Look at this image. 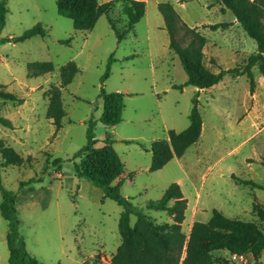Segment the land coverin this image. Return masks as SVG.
Segmentation results:
<instances>
[{
    "label": "rangeland",
    "instance_id": "1",
    "mask_svg": "<svg viewBox=\"0 0 264 264\" xmlns=\"http://www.w3.org/2000/svg\"><path fill=\"white\" fill-rule=\"evenodd\" d=\"M140 1L146 2L145 16L120 43L108 17L115 20L120 31L124 30L127 18L123 0H115L113 10L101 16L90 31L75 30L72 20L58 14L55 0L7 2L1 37H18L37 25L48 32L46 38L0 43V91L25 100L20 106L0 100V115L14 127L0 125V140L10 143L23 157L32 158L21 167L2 169V183L17 197L20 236L40 264H111L121 243L122 208L104 198L100 188L74 174L72 157L87 143L89 120L97 121L94 133L99 146L109 136L138 140L148 149L153 141L167 139L168 131L182 132L190 125L189 114L198 91L192 86L173 88L183 85L187 76L179 58L169 49L159 3H171L189 27H197L208 39L205 63L213 72L233 69L256 52V42L234 24L232 13L218 0ZM221 23L230 26L217 31L207 27ZM111 55L116 61L110 77L102 83ZM71 61L80 72L62 89L66 115L62 129L55 134L46 116L48 99L44 92L60 85V70ZM36 62H52L55 70L28 78V65ZM253 71L256 88L249 113L247 78L226 75L215 88L199 94L203 119L199 141L165 168L150 172L152 154L137 144L117 141L113 145L126 174L134 173L126 178L122 193L149 218L172 223L166 211L148 209L146 204L160 200L171 184L180 183L187 200L182 225L186 235L195 221L207 222L213 210L229 218L256 221L264 232V222L252 214L255 203L264 208V166L260 163L264 155V79L257 68ZM102 87L110 93L125 94L123 120L114 127L99 122ZM57 158L63 160L61 172L52 166ZM232 175L263 188L237 184ZM135 223L132 217V226ZM8 230L0 212V264H8ZM214 257V264H264V251L258 256L219 251Z\"/></svg>",
    "mask_w": 264,
    "mask_h": 264
},
{
    "label": "trees",
    "instance_id": "2",
    "mask_svg": "<svg viewBox=\"0 0 264 264\" xmlns=\"http://www.w3.org/2000/svg\"><path fill=\"white\" fill-rule=\"evenodd\" d=\"M123 13L127 18L124 30L120 31L115 20L108 17L110 27L114 31L118 43L133 31L135 25L144 18L146 2L140 0H123ZM224 10L232 13L237 23L246 34L256 42V52L249 55L246 62L233 68L218 72L211 71L205 63L203 52L208 39L198 30L189 27L176 12L171 3L164 2L157 5L165 22V30L169 36V49L179 58L187 76V81L175 89L183 90L192 86L199 90H207L223 81L226 75L233 78L246 77L251 93L256 88L254 68L264 79V0H218ZM8 0H0V43L24 42L35 36L48 37V32L41 25H37L22 35L15 38L1 37L6 25L8 14ZM58 14L72 20L77 31H90L94 28L98 19L108 15L113 10L115 0L99 3L98 0H55ZM228 23L207 26L212 31L227 29ZM69 43V41H60ZM115 58L111 55L108 59L106 70L101 78L104 83L111 74L112 64ZM55 70L52 62H36L29 64L27 77L33 78L51 73ZM80 72L77 64L71 61L60 70V85H52L44 96L48 99L47 119L55 127L57 134L63 127L62 120L66 115L62 102V89L72 83ZM103 101L102 115L99 122L115 126L123 120L125 94L107 92L101 88L99 95ZM0 100L12 102L17 106L25 100L12 92L0 91ZM190 125L182 131H168L167 139L155 140L148 150L145 144L138 140H124L127 144H137L143 150L152 153L150 172L163 169L174 158H181L186 151L196 144L202 134L203 119L199 109V92L193 99V108L189 114ZM97 121H88L87 143L74 153L72 164L74 174L78 179H85L100 188L104 198L116 202L122 213L119 220V234L121 243L112 257L111 264H214V254L219 251H227L232 254L260 255L264 251V232L261 224L256 221H244L238 218H229L219 210H213L211 218L207 222L195 221L190 232L186 235L182 230L187 209V200L184 198L181 187L173 183L164 192L158 201H149L146 208L157 211H166L172 218V223H159L149 218L142 208L135 206L132 200L122 193V187L126 178H132L134 173L126 174L124 163L113 145L116 140L107 138L99 146L95 137ZM0 125L13 129L12 122L0 115ZM0 192L2 202L0 212L8 222L7 245L9 250L8 264H40L27 250L26 243L19 233V220L17 217L16 195L7 190L1 177V170L9 166L21 167L31 161V156L23 157L11 145L0 140ZM60 158L52 161V166L61 172ZM264 166V155L261 162ZM232 179L237 184L263 188L261 185L243 180L235 175ZM41 180V179H36ZM26 183H21V186ZM252 214L260 222H264V208L255 203ZM136 218L134 226L131 218ZM81 264H87L83 262Z\"/></svg>",
    "mask_w": 264,
    "mask_h": 264
},
{
    "label": "crops",
    "instance_id": "3",
    "mask_svg": "<svg viewBox=\"0 0 264 264\" xmlns=\"http://www.w3.org/2000/svg\"><path fill=\"white\" fill-rule=\"evenodd\" d=\"M234 24H238L237 23V21L234 19ZM208 43V42H207ZM207 45V44H206ZM205 48V47H204ZM203 52H204V49H203ZM204 54H205V52H204ZM208 64L209 63H206V65H207V67H208ZM216 64V63H215ZM215 66V65H214ZM211 70V69H210ZM212 71V70H211ZM234 79H237V78H234ZM222 82V81H221ZM219 84V83H218ZM218 84H216V85H214L213 87H211V88H209V89H207V90H199V89H197V88H195L198 92H199V94L200 93H202V92H204V91H206V92H208L209 90H212V88H215V86H217ZM173 88H174V86H173ZM186 88V87H185ZM184 88V89H185ZM255 97V95H254V92L253 93H251V91L249 90V97L247 98V113H249V111H250V108H251V102H252V98H254ZM114 127V126H113ZM250 138V137H249ZM115 139V138H114ZM116 140V142L117 141H124V140H126V139H115ZM19 142H21L20 140H19ZM10 144V143H9ZM148 149V148H147ZM149 150V149H148ZM146 151V150H145ZM147 152H150V151H147ZM152 154V153H151ZM179 160L178 158H174L173 160ZM179 162V161H178ZM165 168V167H164ZM180 184V183H179ZM181 186V185H180Z\"/></svg>",
    "mask_w": 264,
    "mask_h": 264
}]
</instances>
